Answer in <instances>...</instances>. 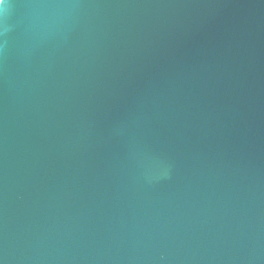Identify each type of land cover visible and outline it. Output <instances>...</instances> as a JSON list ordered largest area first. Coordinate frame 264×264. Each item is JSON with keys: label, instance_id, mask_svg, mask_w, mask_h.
Listing matches in <instances>:
<instances>
[{"label": "water", "instance_id": "95a60500", "mask_svg": "<svg viewBox=\"0 0 264 264\" xmlns=\"http://www.w3.org/2000/svg\"><path fill=\"white\" fill-rule=\"evenodd\" d=\"M0 264H264V0H0Z\"/></svg>", "mask_w": 264, "mask_h": 264}]
</instances>
